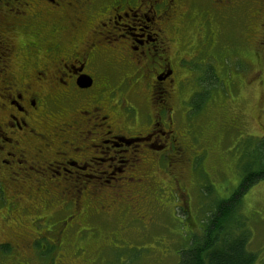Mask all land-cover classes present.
Listing matches in <instances>:
<instances>
[{"label":"flooded vegetation","instance_id":"af4514ba","mask_svg":"<svg viewBox=\"0 0 264 264\" xmlns=\"http://www.w3.org/2000/svg\"><path fill=\"white\" fill-rule=\"evenodd\" d=\"M243 7L247 46L264 59V0H0L4 264L34 263L45 251L55 264H67V252L70 264H90L93 250L77 240L90 215L123 212L109 193L142 189L148 164L171 171L195 157L185 106L210 66L196 59L225 48V21ZM186 84L191 92L180 97Z\"/></svg>","mask_w":264,"mask_h":264},{"label":"rangeland","instance_id":"374dc122","mask_svg":"<svg viewBox=\"0 0 264 264\" xmlns=\"http://www.w3.org/2000/svg\"><path fill=\"white\" fill-rule=\"evenodd\" d=\"M246 9L243 7L236 18L225 21V48L205 50L196 59L211 67L205 66L207 70L192 80L194 93L185 106L189 110L186 121L190 122L186 145L195 157H180L171 171L165 163L148 164L142 189L130 194L126 190L118 195L109 193L107 200L116 199L115 205L123 212L113 208L106 214L90 215L91 230L77 240L80 245L89 244V249L93 250L89 255L90 264H176L182 250H187L193 241V233H199L201 220L210 215L219 200L228 201L231 192L238 190L245 168L251 165L256 171L258 161L264 163V59H256L247 46ZM256 69H261L260 77L250 81L249 73ZM190 92L186 84L180 97ZM138 97L142 98V94ZM180 124L178 122V128L182 129ZM206 149L210 150L206 152ZM121 158H115L111 169ZM36 175H32V179ZM48 175V172L42 175L44 180ZM46 193L41 191L37 195L43 200ZM7 194L10 197L9 192ZM94 197L92 201L102 202L96 199V194ZM135 203L141 208L134 207ZM236 205L237 202L232 203L230 215L225 216L221 224L222 230L217 229L212 234L222 237L217 247L237 240L233 237L232 231H236L233 224L238 221L236 216L241 215L247 249L255 253L253 264H264V178L240 195L237 212ZM0 206L9 208L10 203L2 199ZM52 209L48 207L50 214ZM114 229L121 231L117 237L113 235ZM37 249L43 250L39 245ZM67 253L63 261L70 264L75 257ZM39 256L33 259L34 263L28 259L30 264H55L50 251L40 252ZM10 261V258L6 260L8 264ZM0 264H4L1 255Z\"/></svg>","mask_w":264,"mask_h":264},{"label":"trees","instance_id":"16d2710c","mask_svg":"<svg viewBox=\"0 0 264 264\" xmlns=\"http://www.w3.org/2000/svg\"><path fill=\"white\" fill-rule=\"evenodd\" d=\"M259 157V156H258ZM259 159V158H258ZM258 167L254 171L251 165H248L240 177L238 190L231 192L232 197L228 201L219 200L214 205L210 215L206 219L201 220L199 233H193V241L190 242L187 250H182V256L176 264H253L255 261V253L247 249V237L242 230V216L237 215V219L233 224L236 231L233 237L237 240L232 244H223L221 248L217 247V243L222 240L218 235H212L217 229L222 230V223L225 216L230 215L232 203H236V212L238 211L240 195L257 180L264 178V163L258 161ZM242 224V226H241ZM241 228H239L240 226ZM239 226V227H238ZM238 227V228H237ZM238 229V230H237ZM241 229V230H240ZM240 239L238 236L240 235ZM222 235V231H221Z\"/></svg>","mask_w":264,"mask_h":264},{"label":"snow or ice","instance_id":"6c2138e0","mask_svg":"<svg viewBox=\"0 0 264 264\" xmlns=\"http://www.w3.org/2000/svg\"><path fill=\"white\" fill-rule=\"evenodd\" d=\"M0 243H3L2 241H0Z\"/></svg>","mask_w":264,"mask_h":264}]
</instances>
